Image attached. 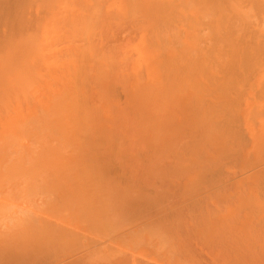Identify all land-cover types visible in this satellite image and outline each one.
<instances>
[{"label": "bare ground", "instance_id": "obj_1", "mask_svg": "<svg viewBox=\"0 0 264 264\" xmlns=\"http://www.w3.org/2000/svg\"><path fill=\"white\" fill-rule=\"evenodd\" d=\"M0 264H264V0H0Z\"/></svg>", "mask_w": 264, "mask_h": 264}]
</instances>
